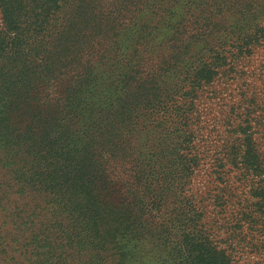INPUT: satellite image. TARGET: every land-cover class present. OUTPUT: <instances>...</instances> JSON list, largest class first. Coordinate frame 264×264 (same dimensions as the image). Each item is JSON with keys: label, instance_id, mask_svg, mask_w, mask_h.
<instances>
[{"label": "trees", "instance_id": "1", "mask_svg": "<svg viewBox=\"0 0 264 264\" xmlns=\"http://www.w3.org/2000/svg\"><path fill=\"white\" fill-rule=\"evenodd\" d=\"M189 1L0 0V264H255L259 246L232 244L264 199L218 237L189 186L198 92L229 74L224 53L264 40V23L208 42L193 32L206 4ZM244 107L228 159L253 182L264 123Z\"/></svg>", "mask_w": 264, "mask_h": 264}, {"label": "rangeland", "instance_id": "2", "mask_svg": "<svg viewBox=\"0 0 264 264\" xmlns=\"http://www.w3.org/2000/svg\"><path fill=\"white\" fill-rule=\"evenodd\" d=\"M220 1L224 0L189 1L190 13L201 3L206 4L199 8L203 14H194L201 16L203 20L200 30L194 28L193 32L202 33L204 38L208 37V42L216 41L217 38L229 41L232 35H228V32L234 26L246 24V21L264 23V8H261L264 7V0H226L229 5L223 6L222 12L213 10L212 3ZM243 14L247 17L242 18ZM229 24L233 26L229 27ZM169 33L166 25L161 24L155 30V41L163 40ZM201 43L202 41L197 44L191 41V46L195 50ZM232 48L234 49L231 52L224 53L227 54L226 65L220 67L221 70L224 66L231 68L229 74L221 72L216 75L209 85L198 92L195 101V107L200 112L201 125L192 145L194 151L199 153L200 162L189 187L190 192L197 196V201L206 206L208 225L214 228L218 237L223 236L225 231L232 230L231 226L239 217L241 204H254L264 199L251 196V186H264V173L259 181L256 178L253 182H242L238 170L233 166L235 161L228 159L235 153L238 143L237 134L231 130L239 120L237 116L245 111L246 104H251L254 115H259L264 123V40L251 46L249 52L238 53L235 47ZM256 145L264 156V132L257 134ZM220 162L225 164L221 165ZM253 207L257 210L255 205ZM253 215L258 217V223H245L238 231L246 237V242L240 240L237 243L235 240L232 246L237 245L246 251L252 249L254 244L259 246L261 253L256 257L251 255L250 260L255 264H264V215L258 211H254ZM251 254L254 255V251Z\"/></svg>", "mask_w": 264, "mask_h": 264}]
</instances>
